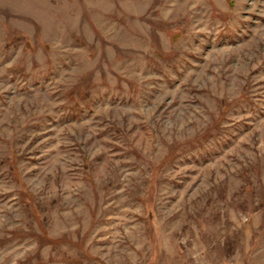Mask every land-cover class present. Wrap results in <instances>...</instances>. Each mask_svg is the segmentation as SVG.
I'll use <instances>...</instances> for the list:
<instances>
[{
	"label": "rangeland",
	"instance_id": "374dc122",
	"mask_svg": "<svg viewBox=\"0 0 264 264\" xmlns=\"http://www.w3.org/2000/svg\"><path fill=\"white\" fill-rule=\"evenodd\" d=\"M0 264H264V0H0Z\"/></svg>",
	"mask_w": 264,
	"mask_h": 264
}]
</instances>
